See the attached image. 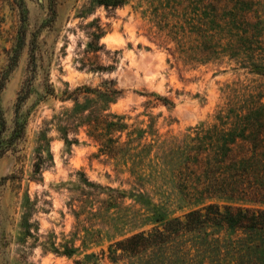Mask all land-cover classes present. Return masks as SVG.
<instances>
[{"label":"rangeland","instance_id":"obj_1","mask_svg":"<svg viewBox=\"0 0 264 264\" xmlns=\"http://www.w3.org/2000/svg\"><path fill=\"white\" fill-rule=\"evenodd\" d=\"M85 2L56 0L53 16L50 0H22L23 12L0 0V71L16 28L24 38L0 94L8 128L35 59L22 150L0 159V264H127L108 258L109 244L158 225L157 205L185 210L164 193L170 168L149 181L133 173L129 154L141 148L153 159L169 143L223 137L264 158V0ZM102 116L120 125L107 132L126 156L98 152ZM20 166V187L3 186Z\"/></svg>","mask_w":264,"mask_h":264},{"label":"trees","instance_id":"obj_2","mask_svg":"<svg viewBox=\"0 0 264 264\" xmlns=\"http://www.w3.org/2000/svg\"><path fill=\"white\" fill-rule=\"evenodd\" d=\"M128 1L86 0L81 8L91 4L115 11ZM55 4L56 0H50L53 16L56 15ZM15 5L23 12L22 0H15ZM91 36L98 37L97 34ZM9 44V48L2 49L7 61L0 71V94L24 46L20 27L15 29ZM29 66L32 67L29 69L31 74L22 83L16 97L10 128L0 108V159L7 152L18 153L22 150L19 144L25 141L26 124L21 120V108L31 92L35 74L34 56L30 58ZM83 90L77 88L75 93L81 94ZM104 91L112 92L106 87ZM158 100L164 105L170 104L165 98ZM100 125L99 131L103 130L105 134L98 133L99 137L91 135L99 146L98 152L108 158L124 154L122 145L125 142L119 145L121 135L115 138L111 135L120 128L114 117L108 121L107 116H102ZM206 142L207 139L200 138L191 139L183 145L169 143L158 148L153 153V159L141 156L143 148L129 154L133 163L138 161V169L133 173L136 177L146 178V181L170 168L169 190L164 193L170 201L179 203L177 210H185L179 216H165L158 211L160 207L157 205L155 212L161 216L155 217L152 222L158 225L109 244V259L125 260L127 264H264V186H261L264 158L242 154L249 150L253 153L259 146L235 149V139L228 142L223 137H210V144ZM21 157L16 156V164ZM145 161L146 164H142ZM153 168L160 172L155 174L157 171ZM22 176L23 167L20 166L2 178L3 186L8 183L13 188L20 187ZM137 192L148 197L141 188ZM4 225L0 220L2 232Z\"/></svg>","mask_w":264,"mask_h":264}]
</instances>
